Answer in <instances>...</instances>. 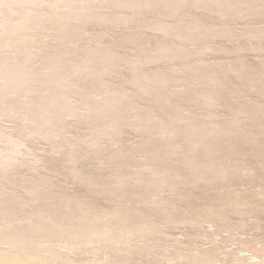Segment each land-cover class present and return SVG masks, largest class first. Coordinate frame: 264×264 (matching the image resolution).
<instances>
[{"label":"rangeland","instance_id":"obj_1","mask_svg":"<svg viewBox=\"0 0 264 264\" xmlns=\"http://www.w3.org/2000/svg\"><path fill=\"white\" fill-rule=\"evenodd\" d=\"M0 260L264 264V0H0Z\"/></svg>","mask_w":264,"mask_h":264},{"label":"bare ground","instance_id":"obj_2","mask_svg":"<svg viewBox=\"0 0 264 264\" xmlns=\"http://www.w3.org/2000/svg\"><path fill=\"white\" fill-rule=\"evenodd\" d=\"M86 214H87V212H86ZM101 214H102V213H101ZM82 215H83V214H82ZM82 215H81V216H82ZM102 215H103V214H102ZM73 216H74V215H73ZM79 216H80V215H79ZM86 216H87V215H86ZM75 219H77V220H78V218H77V217H76ZM76 223H77V222H76ZM72 224H73V222H72ZM77 224H78V223H77ZM75 225H76V224H75ZM65 231H66V230H65ZM65 231H64V232H65ZM26 233H27V232H26ZM22 236H23V235H22ZM19 237H20V235H19ZM25 240H26V239H25ZM11 242H12V241H11ZM27 242H28V241H27ZM91 259H92V258H91ZM0 261H1V260H0ZM4 262H5V261H4ZM2 264H3V262H2Z\"/></svg>","mask_w":264,"mask_h":264}]
</instances>
